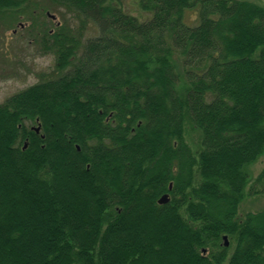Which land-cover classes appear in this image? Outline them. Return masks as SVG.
Here are the masks:
<instances>
[{"label": "trees", "instance_id": "16d2710c", "mask_svg": "<svg viewBox=\"0 0 264 264\" xmlns=\"http://www.w3.org/2000/svg\"><path fill=\"white\" fill-rule=\"evenodd\" d=\"M54 1L100 31L0 103V264H264V5Z\"/></svg>", "mask_w": 264, "mask_h": 264}, {"label": "rangeland", "instance_id": "374dc122", "mask_svg": "<svg viewBox=\"0 0 264 264\" xmlns=\"http://www.w3.org/2000/svg\"><path fill=\"white\" fill-rule=\"evenodd\" d=\"M251 1L264 5V0ZM122 4L125 11L137 16L140 20L151 16L139 7V0H122ZM44 7L47 8L44 9ZM48 10L56 15L55 20L48 16ZM197 10L196 7L186 11L184 20L188 24L196 23ZM18 20L26 25L14 34L13 29L18 26ZM58 21L61 22L57 24ZM81 21L75 11H70L63 6L53 7L47 3L0 9V103L42 78L59 73L55 62L57 54L43 49L44 41L41 38L45 36L44 29L48 31L46 32L48 38L80 35L85 41L99 34L100 29L96 23L88 21L82 24ZM51 28H53L54 36L49 35ZM62 28L63 30L60 31ZM190 131L187 134V141L197 150L200 147L199 133ZM263 166L264 153L256 163L250 166V172L256 176ZM262 208H264V191L247 196L240 206L239 215L244 217L246 213Z\"/></svg>", "mask_w": 264, "mask_h": 264}, {"label": "flooded vegetation", "instance_id": "af4514ba", "mask_svg": "<svg viewBox=\"0 0 264 264\" xmlns=\"http://www.w3.org/2000/svg\"><path fill=\"white\" fill-rule=\"evenodd\" d=\"M0 3L2 5H6V6H12V7H20V6H23V5H27V4H32V5H35V4H38V3H47V4H50L51 6H56V7H60L62 6V3L60 2H57V1H54V0H0ZM47 14L48 16L52 19V20H55L56 19V15L55 14H52L50 12V10L47 11ZM61 21H58V23H60ZM25 23L18 20V26L16 28L13 29V33H18L19 32V28H24L25 27ZM50 33L49 35L51 36H54L53 34V28H51V30H49ZM46 52H52V53H56L55 51H51V50H48ZM56 62V61H55Z\"/></svg>", "mask_w": 264, "mask_h": 264}, {"label": "water", "instance_id": "95a60500", "mask_svg": "<svg viewBox=\"0 0 264 264\" xmlns=\"http://www.w3.org/2000/svg\"><path fill=\"white\" fill-rule=\"evenodd\" d=\"M37 131H39V127L36 128ZM168 200V194H164L161 198H160V202H166ZM224 239L226 240V244H229L228 243V239H227V235L224 236Z\"/></svg>", "mask_w": 264, "mask_h": 264}]
</instances>
